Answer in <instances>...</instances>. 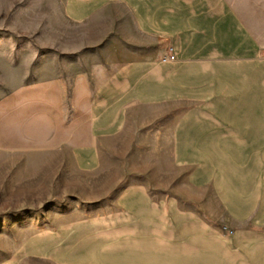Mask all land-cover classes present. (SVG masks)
I'll return each mask as SVG.
<instances>
[{
    "label": "crops",
    "instance_id": "0c3cea01",
    "mask_svg": "<svg viewBox=\"0 0 264 264\" xmlns=\"http://www.w3.org/2000/svg\"><path fill=\"white\" fill-rule=\"evenodd\" d=\"M23 1L17 15H42L36 30L55 32L69 55L120 37L129 48L90 104L97 140L157 135L192 166L191 207L133 183L115 215L79 224L77 236L104 231L93 264H264V53L227 0ZM180 94L194 102L192 118L163 131Z\"/></svg>",
    "mask_w": 264,
    "mask_h": 264
},
{
    "label": "rangeland",
    "instance_id": "374dc122",
    "mask_svg": "<svg viewBox=\"0 0 264 264\" xmlns=\"http://www.w3.org/2000/svg\"><path fill=\"white\" fill-rule=\"evenodd\" d=\"M22 1L0 0V264H93L91 245L104 231L77 236L79 224L115 215L133 183L146 184L154 201L191 207L192 166L157 135L97 140L90 104L105 78L129 60V48L120 37L69 55L55 32L36 30L42 15H17ZM227 2L264 53V0ZM180 95L181 110L163 112L161 130L192 118L194 102ZM139 124L131 128L144 130Z\"/></svg>",
    "mask_w": 264,
    "mask_h": 264
},
{
    "label": "built area",
    "instance_id": "2783aa9c",
    "mask_svg": "<svg viewBox=\"0 0 264 264\" xmlns=\"http://www.w3.org/2000/svg\"><path fill=\"white\" fill-rule=\"evenodd\" d=\"M169 51L172 52V49H169ZM169 59H170V60H174L175 58H174L173 55H171V56L169 57Z\"/></svg>",
    "mask_w": 264,
    "mask_h": 264
}]
</instances>
